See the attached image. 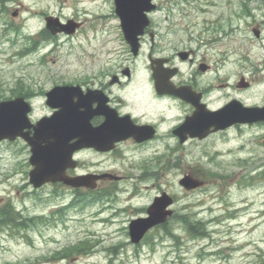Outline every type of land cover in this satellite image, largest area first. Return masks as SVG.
<instances>
[{"label":"rangeland","instance_id":"1","mask_svg":"<svg viewBox=\"0 0 264 264\" xmlns=\"http://www.w3.org/2000/svg\"><path fill=\"white\" fill-rule=\"evenodd\" d=\"M8 1L9 10L0 19V100L14 96L16 79H26L25 84L32 90H48L55 84L78 79L97 69L108 59H115V54L120 63L129 56L119 19L114 15L113 0ZM238 1L213 0L212 6H205L211 11L204 17L223 14L226 19L228 12L238 8ZM19 5L23 10L21 15L12 18L10 13ZM47 10L63 18L74 16L83 22L81 30L69 36L52 35L39 43V50L21 54V49L27 48L28 44L25 35L44 28L41 12ZM158 19L155 16L154 20ZM197 21L201 25V15ZM232 22L238 23L237 20ZM254 23L250 21L248 25ZM11 24L18 27L17 32L9 26ZM240 24L230 41L232 47L239 49L230 54L231 81L240 75V64L245 55L253 63L264 57V23L261 25L262 39L253 37L249 27L245 30L244 21ZM244 38L246 42H239ZM106 47L111 50L116 47L110 58L105 53ZM145 49L129 64L141 72L146 63ZM263 93L264 82L255 84L246 96L252 102H261ZM34 104L32 118L48 114L42 98H37ZM179 112L182 109L174 113ZM167 132L170 137L164 145L142 151L130 150L134 158L130 166L122 161L113 166L121 173L141 174L142 178L149 176L148 179L139 181L136 177L118 184L120 189L141 191L132 200L135 206L148 204L160 191L175 199L174 214L166 227L151 231L146 244L135 247L127 241L124 229L128 212L113 215L111 207L122 206V198L119 202L110 201V204L105 203L106 200L89 203L88 198L83 207L68 208L63 221L55 217L53 225L31 222L37 229L29 225L14 230L15 235L9 227L1 228L0 264H264V126L240 132L229 130L226 134L184 145L178 144L170 130ZM29 156V147L19 140L0 142V207L10 203L21 218L28 221L47 213L52 206L57 208L62 200L64 203L72 200L68 196L63 199L52 197L47 186L38 190L32 188L28 182ZM144 158L147 159L144 162L147 170L158 172L154 177L143 174L141 163ZM196 168L216 173V181L194 190L184 189L178 180L185 173H194ZM195 221L202 223L205 236L188 230L187 226L195 225ZM82 240L89 241L86 252H73L56 263L44 262L41 258Z\"/></svg>","mask_w":264,"mask_h":264},{"label":"flooded vegetation","instance_id":"2","mask_svg":"<svg viewBox=\"0 0 264 264\" xmlns=\"http://www.w3.org/2000/svg\"><path fill=\"white\" fill-rule=\"evenodd\" d=\"M211 1L213 0H153L154 8L147 14V26L138 36L136 54H133L132 47L124 40L120 31L129 55L124 57L127 59L125 62L120 63L117 54L115 59L110 58L118 46L112 50L106 47L105 53L110 59L105 64L84 73L78 79L55 84L76 88L73 89L74 93L67 97V108L74 109L76 117L73 124L69 122L64 127L67 133V147L69 150L73 149L66 159L65 174L69 177L86 176L85 184L72 186L63 181L48 182L36 190L47 186L52 197L63 199L68 196L73 201L64 203L62 200L57 208L52 206L47 213L35 216L29 219L30 221L26 220L27 222H24L16 211L0 207V219H11L12 222V219L18 216L19 219L14 221L18 230L22 229L20 227L23 225H32L37 229L34 224L53 225L55 217L63 221L65 211L74 206L73 202L76 203L78 198H81L79 204L84 203L86 198L91 202L106 200L105 203L108 204L110 201L119 202L122 198V206L111 207L113 215L128 212L129 217L124 229L128 236L127 241L135 247L144 245L149 241L151 231L164 229L168 222L151 228L137 244L129 239L128 225L134 219L146 217L147 207L163 191L154 194L148 204L135 206L132 200L139 196L141 191L135 188L120 189L118 184L132 181L136 177L139 181L148 179L149 176L142 178L141 174L132 176L118 172L113 168L115 163L122 161L130 166L134 160L130 150L142 151L151 146L158 148L159 144L164 145L166 138L170 137L168 130L179 145H184L190 141H205L212 136L226 134L229 130L240 132L254 126H264V121H257L234 123L227 128L214 130L215 126L211 123V112L226 107L234 100L242 106L264 107V93L261 102H252L246 96L255 84L264 82V57L253 63L249 56L245 55L240 64V75L233 81L230 78V54L239 51L230 45L231 37L240 29V22L244 21V29L249 27L253 37L262 39L264 0H239L238 8L228 12L226 19H223V14L211 18L204 17L210 14L211 10L207 11L205 6H212ZM8 2L0 0V19L5 17L9 10ZM21 11L23 10L20 5L15 6L10 15L17 18ZM41 14L45 23L44 28L37 32L41 35H52L46 28V17L49 16L56 18L61 24H71L70 27H73L71 33L60 31L56 34L74 35L83 26V22L74 16L63 18L50 10L42 11ZM200 15L201 25L197 21ZM155 16L159 17L157 21L154 20ZM234 20H237V25L232 22ZM250 21L255 23L250 26ZM244 41L246 42V38L239 42ZM144 49L146 63L141 72L129 64L137 60ZM262 49L264 52V47ZM25 81L26 79L15 81L22 93L18 96L24 97L34 109V101L37 98L44 100L46 91L32 90ZM163 82H169V85L158 87ZM44 105L48 109L46 116L56 113V108L46 105L45 101ZM180 109L182 112L174 113ZM231 112L230 107L227 114L230 115ZM194 113L198 115L196 132L206 135L200 138L187 134L186 138L181 140L174 130ZM16 140L21 141L20 138ZM146 161L147 159H142L143 174L154 177L158 172L147 170V164L144 163ZM190 176L201 182L197 188L216 181L217 178L216 173L205 168H196ZM173 200L175 203L174 197ZM67 253L63 249L45 254L41 258L44 262L56 263L66 258Z\"/></svg>","mask_w":264,"mask_h":264},{"label":"water","instance_id":"3","mask_svg":"<svg viewBox=\"0 0 264 264\" xmlns=\"http://www.w3.org/2000/svg\"><path fill=\"white\" fill-rule=\"evenodd\" d=\"M151 0H115L116 13L120 17L122 32L125 39L132 46L136 54L138 42L137 35L142 32L147 25L146 11L152 9ZM57 20L47 18V28L52 33L62 30L69 31L68 25H58ZM71 32V31H69ZM169 82H163L158 87H167ZM74 87L57 86L48 91L47 103L52 106H59V111L52 117H44L31 124L28 118L30 111L29 104L22 98L0 101V140H14L16 137H22L30 145V163L33 168L29 171V182L38 187L47 181L65 179L62 176L66 167V158L72 151L66 145L63 126L71 122L76 117L74 109H68L66 106V96L72 93ZM236 101H232L226 107L211 112V123L215 128H224L235 122H254L264 120V107H247L242 106ZM231 107V114H227ZM198 126L197 113L188 116L185 121L174 130V133L180 136L181 140L185 139V134L190 136H199L205 133L196 132ZM33 127V134L30 136L29 131L25 128ZM79 178L77 181L79 182ZM68 181V178L65 179ZM179 183L186 189L194 188L200 185V182L194 181L190 176L185 175L179 180ZM172 203L171 197L166 193L156 197L154 202L147 209L148 216L131 221L129 225L130 237L133 242H138L143 234L152 226L164 222L172 210L166 209Z\"/></svg>","mask_w":264,"mask_h":264},{"label":"trees","instance_id":"4","mask_svg":"<svg viewBox=\"0 0 264 264\" xmlns=\"http://www.w3.org/2000/svg\"><path fill=\"white\" fill-rule=\"evenodd\" d=\"M16 92V91H15ZM16 94V93H15Z\"/></svg>","mask_w":264,"mask_h":264},{"label":"bare ground","instance_id":"5","mask_svg":"<svg viewBox=\"0 0 264 264\" xmlns=\"http://www.w3.org/2000/svg\"><path fill=\"white\" fill-rule=\"evenodd\" d=\"M78 4V3H77Z\"/></svg>","mask_w":264,"mask_h":264}]
</instances>
